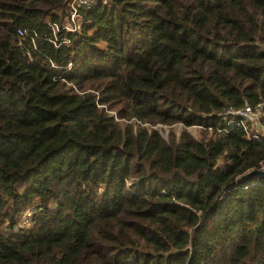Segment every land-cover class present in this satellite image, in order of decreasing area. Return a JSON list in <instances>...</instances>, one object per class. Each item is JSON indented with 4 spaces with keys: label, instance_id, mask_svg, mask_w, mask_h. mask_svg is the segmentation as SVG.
Masks as SVG:
<instances>
[{
    "label": "trees",
    "instance_id": "obj_1",
    "mask_svg": "<svg viewBox=\"0 0 264 264\" xmlns=\"http://www.w3.org/2000/svg\"><path fill=\"white\" fill-rule=\"evenodd\" d=\"M67 3L0 0V264H264V0Z\"/></svg>",
    "mask_w": 264,
    "mask_h": 264
},
{
    "label": "built area",
    "instance_id": "obj_2",
    "mask_svg": "<svg viewBox=\"0 0 264 264\" xmlns=\"http://www.w3.org/2000/svg\"><path fill=\"white\" fill-rule=\"evenodd\" d=\"M98 0H68V22L59 25L55 22H49L48 26L50 29L49 42L57 47L60 43H67L68 39L66 37L59 38L56 33L60 30L73 32L76 29V17L79 8H89L95 4ZM19 36L22 35L21 30H17ZM32 46L34 47V42L31 39ZM263 102L259 101L254 106H251L246 100L242 101L239 107L228 106L217 112L218 116H221L225 123L221 128H217L219 131H228L229 129L237 126H241L245 135L248 138H260L258 133V125L262 111ZM115 118V117H114ZM193 128H201L199 125H192ZM210 129L211 127H206ZM259 169H264V158L259 162Z\"/></svg>",
    "mask_w": 264,
    "mask_h": 264
},
{
    "label": "rangeland",
    "instance_id": "obj_3",
    "mask_svg": "<svg viewBox=\"0 0 264 264\" xmlns=\"http://www.w3.org/2000/svg\"><path fill=\"white\" fill-rule=\"evenodd\" d=\"M146 126H149L147 124H145ZM149 127H153L155 129L158 130V132L161 134V136L165 139L167 137V133L168 131L171 129L173 132H175L176 134H178V132L180 131V129L183 128V126L179 123H175L171 126L168 125H164V124H155L153 126H149ZM186 130L193 136V137H198L200 135V129L198 128H193V127H186Z\"/></svg>",
    "mask_w": 264,
    "mask_h": 264
},
{
    "label": "water",
    "instance_id": "obj_4",
    "mask_svg": "<svg viewBox=\"0 0 264 264\" xmlns=\"http://www.w3.org/2000/svg\"><path fill=\"white\" fill-rule=\"evenodd\" d=\"M255 176L258 180L264 181V169H252L250 171H247L241 176V179Z\"/></svg>",
    "mask_w": 264,
    "mask_h": 264
}]
</instances>
